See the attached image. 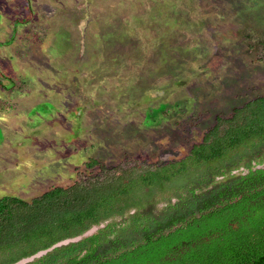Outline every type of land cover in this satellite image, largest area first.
Here are the masks:
<instances>
[{
    "label": "rangeland",
    "instance_id": "rangeland-1",
    "mask_svg": "<svg viewBox=\"0 0 264 264\" xmlns=\"http://www.w3.org/2000/svg\"><path fill=\"white\" fill-rule=\"evenodd\" d=\"M263 47L264 0H0V199L181 161L264 96Z\"/></svg>",
    "mask_w": 264,
    "mask_h": 264
},
{
    "label": "trees",
    "instance_id": "trees-1",
    "mask_svg": "<svg viewBox=\"0 0 264 264\" xmlns=\"http://www.w3.org/2000/svg\"><path fill=\"white\" fill-rule=\"evenodd\" d=\"M160 115L152 125L172 117ZM214 123L181 161L121 169L30 202L1 198L0 264L93 227L27 264H264V96ZM167 191L175 201L156 208L153 195Z\"/></svg>",
    "mask_w": 264,
    "mask_h": 264
},
{
    "label": "water",
    "instance_id": "water-1",
    "mask_svg": "<svg viewBox=\"0 0 264 264\" xmlns=\"http://www.w3.org/2000/svg\"><path fill=\"white\" fill-rule=\"evenodd\" d=\"M96 230L97 229L95 227H93L90 230H88L86 233H84L82 236L75 237V238H72V239L63 240V241L57 243L56 245H54L53 247H51L49 250H52L53 248H56V247L67 245L69 243L77 242L80 239H82L83 237H87V236L92 235ZM49 250L38 252L35 255H33L32 257L25 258V259L15 263V264H27L28 262H31L33 259L39 258L40 256L44 255Z\"/></svg>",
    "mask_w": 264,
    "mask_h": 264
}]
</instances>
